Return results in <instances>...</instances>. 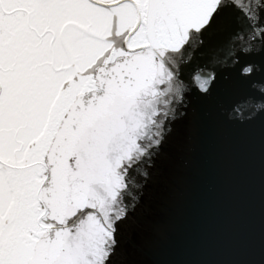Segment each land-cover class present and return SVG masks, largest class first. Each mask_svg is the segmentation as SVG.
Returning a JSON list of instances; mask_svg holds the SVG:
<instances>
[{
  "label": "snow or ice",
  "instance_id": "obj_1",
  "mask_svg": "<svg viewBox=\"0 0 264 264\" xmlns=\"http://www.w3.org/2000/svg\"><path fill=\"white\" fill-rule=\"evenodd\" d=\"M0 264H264V0H0Z\"/></svg>",
  "mask_w": 264,
  "mask_h": 264
}]
</instances>
